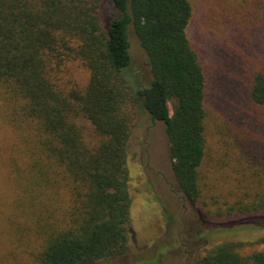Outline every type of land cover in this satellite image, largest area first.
I'll return each instance as SVG.
<instances>
[{"label": "trees", "instance_id": "trees-1", "mask_svg": "<svg viewBox=\"0 0 264 264\" xmlns=\"http://www.w3.org/2000/svg\"><path fill=\"white\" fill-rule=\"evenodd\" d=\"M192 17L190 0H0V122L12 132L0 157L49 192L37 264H123L133 240L130 143L143 116L164 125L185 202L214 219L264 216L262 166L218 160L220 171L229 165L223 177L204 171L207 79L187 34ZM133 38L149 77L133 66ZM71 60L89 72L84 88L61 80ZM250 96L264 106L263 70ZM233 230H206L223 240L186 264H264V249L243 252L255 242L224 239Z\"/></svg>", "mask_w": 264, "mask_h": 264}, {"label": "rangeland", "instance_id": "rangeland-1", "mask_svg": "<svg viewBox=\"0 0 264 264\" xmlns=\"http://www.w3.org/2000/svg\"><path fill=\"white\" fill-rule=\"evenodd\" d=\"M190 1L193 17L187 34L207 79L208 142L204 171L223 177L229 165L220 171L218 160L231 161L233 166L242 160L245 166L264 169V106L253 103L250 96L253 74L264 71V0ZM111 11L106 9L105 19ZM132 55L133 66L149 77L145 54L135 38ZM61 80L84 88L89 72L79 61L71 60L66 63ZM1 122L3 146L8 139L5 136L12 132ZM149 122L148 117H142L130 143L133 240L123 264H186V260H193L213 247L220 237L202 235L220 225L234 229L224 239L255 242H247L244 253L264 249L256 244L264 238V216L214 219L185 202L172 172L164 125L149 126ZM82 125L87 139H93L92 126L88 122ZM6 161L4 156L0 157V264H37L34 256L42 242L40 214L45 210L43 204L49 203V192L30 186L35 181L30 175L9 172ZM63 192L61 196H66Z\"/></svg>", "mask_w": 264, "mask_h": 264}]
</instances>
